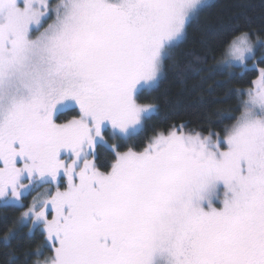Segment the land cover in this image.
I'll list each match as a JSON object with an SVG mask.
<instances>
[{
	"label": "snow or ice",
	"instance_id": "obj_1",
	"mask_svg": "<svg viewBox=\"0 0 264 264\" xmlns=\"http://www.w3.org/2000/svg\"><path fill=\"white\" fill-rule=\"evenodd\" d=\"M207 6L0 0V207H26L21 226L44 237L23 264H264V41L254 46L255 32L233 30L213 50L242 75L258 72L223 135L173 125L140 151L104 139L132 140L158 115L138 97L159 86ZM97 144L114 152L107 171L88 159ZM19 238L18 228L0 240L4 264H20Z\"/></svg>",
	"mask_w": 264,
	"mask_h": 264
},
{
	"label": "trees",
	"instance_id": "obj_2",
	"mask_svg": "<svg viewBox=\"0 0 264 264\" xmlns=\"http://www.w3.org/2000/svg\"><path fill=\"white\" fill-rule=\"evenodd\" d=\"M207 5L191 21L185 38L165 62L159 86L138 97L140 104L156 105L158 115L145 123L143 132L136 138L126 142L118 140L119 151H127L130 147L139 151L151 137L158 132L167 133L173 125H186L185 131L195 130L203 135L209 132L223 135L224 129L234 123L228 117L239 115L237 109L245 99L239 91L251 87L258 72L242 75L239 68H223L219 64L223 56L217 51L213 58V50L230 40L233 30H252L256 33L252 40L257 36L264 39V0H207ZM259 67L264 64H258ZM77 114V110L61 113L57 122L63 123ZM93 150L96 166L107 171L113 163L114 152L100 144ZM23 209L0 207V240L9 230L20 229V238L13 241L20 264H23L25 253H33L44 241L43 235L32 238L29 225L19 224ZM4 251L0 247V264L5 261ZM48 255L51 251L45 250L43 256ZM35 259L37 257L30 256L28 264Z\"/></svg>",
	"mask_w": 264,
	"mask_h": 264
},
{
	"label": "rangeland",
	"instance_id": "obj_3",
	"mask_svg": "<svg viewBox=\"0 0 264 264\" xmlns=\"http://www.w3.org/2000/svg\"><path fill=\"white\" fill-rule=\"evenodd\" d=\"M50 3L52 4V6L54 7L55 6V4L56 3H58V0H50ZM51 21H49V23H50ZM47 25H45V27H46ZM260 40H262V41H264V39H260ZM253 43H254V46H256V47H259V44L257 43V39H255V40H253ZM224 59V58H223ZM223 59L221 60V62L219 63L220 64V66L221 67H223V68H226V67H228L227 65H225L224 63H223ZM236 68H238V67H236ZM246 98V97H245ZM77 111H78V109H77ZM66 122V121H65ZM64 123V122H63ZM208 135V134H207ZM152 138V137H151ZM150 138V139H151ZM104 139L107 141V145H113V144H116L117 143V141L118 140H114V139H111L110 138V136L107 134V133H105V135H104ZM97 145H99V144H97ZM96 145V146H97ZM100 145H104V144H100ZM95 146V147H96ZM106 146V145H105ZM94 147V148H95ZM142 150V149H141ZM140 151V150H139ZM64 159H65V161L67 162V163H71V161L67 158V156H65L64 157ZM88 159L89 160H91V161H93L94 163H95V161H94V155L92 154V155H90L89 157H88ZM111 166V165H110ZM110 169V167L108 168V170ZM64 183H65V185H66V178H65V180H64ZM48 186L47 185H45V188H47ZM44 191V188H42V189H40L39 190V192H43ZM39 192H33L25 201H24V204L27 206V205H29L30 203H31V201H32V198H33V196H36V195H38L39 194ZM27 209H26V207L22 210V212L23 211H26ZM22 212H21V215H20V218H19V224L21 225V219H22ZM28 225L29 226H31V224H30V222L28 223Z\"/></svg>",
	"mask_w": 264,
	"mask_h": 264
},
{
	"label": "flooded vegetation",
	"instance_id": "obj_4",
	"mask_svg": "<svg viewBox=\"0 0 264 264\" xmlns=\"http://www.w3.org/2000/svg\"><path fill=\"white\" fill-rule=\"evenodd\" d=\"M92 151H93L92 153L94 154V150H92Z\"/></svg>",
	"mask_w": 264,
	"mask_h": 264
}]
</instances>
